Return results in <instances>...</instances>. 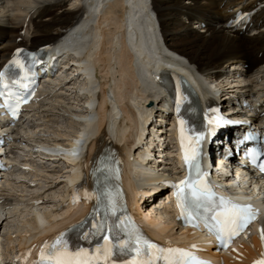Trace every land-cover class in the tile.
Here are the masks:
<instances>
[{
	"label": "bare ground",
	"instance_id": "obj_1",
	"mask_svg": "<svg viewBox=\"0 0 264 264\" xmlns=\"http://www.w3.org/2000/svg\"><path fill=\"white\" fill-rule=\"evenodd\" d=\"M97 2L0 0V69L18 51L38 50L52 45L75 25L82 23L69 33L72 41L77 43L76 49L81 51L82 59L71 55L60 57L54 67L58 72L71 76L74 83H82L83 78L77 76L74 64L86 59L82 66L86 72L89 68L94 69L92 86L95 94L92 101L97 105V109L89 113L85 107L89 95L75 96L73 101L76 104L70 105L57 95L44 94L37 104L25 109L18 121L0 125V175L6 177L0 182V227L6 222L7 228L0 247V264H39L45 245L89 214L91 206H87V202H92L89 196L74 203L70 197L73 195L71 187L83 177L71 167V161L76 157L71 156L74 150H65L66 160L44 154L43 158L52 164L40 166L34 157L43 159L42 154H37L34 147L42 142L55 146L64 144L77 135L85 120L93 116H96L97 122L89 125L93 149L87 155L86 183L89 184L93 152L100 153L105 145H111L118 150L125 167L129 205L148 225L154 227V230H148V234L162 242L167 241L175 248L195 251L197 256L211 258L210 264H256L264 257V240L261 239L264 218L234 248L222 255L216 243H207L201 234L184 230L181 222L172 215L173 196L161 182L176 181L182 175L181 169L173 166L177 165L176 160L170 159L174 155H169L172 136L176 132L167 127L174 122V115L165 111L166 93L159 89L160 78H152L150 85L143 79L144 63L138 59L134 43L127 37L126 23L128 16L132 15L128 0ZM138 2L141 14L144 13L142 19L151 21L162 60L175 65L189 82L195 81L199 87L200 97L197 99L200 106L201 100L213 96L210 86L212 82H217L225 93L220 97L221 105L231 106V109L223 111L227 115L234 112L230 117L232 121L255 124L260 120V115L264 113V104L259 105L264 99V0ZM238 17L242 19L240 24L235 23ZM193 22L200 24L201 32H197L198 27L193 28ZM83 39L86 40L82 42ZM159 71L154 72L158 74ZM252 108L258 112L256 119L253 118ZM203 113L206 117L207 113ZM142 116L146 121L153 116L157 119L151 122L153 131L147 136L150 146L147 145V138L145 141V135L138 137ZM211 128V143L215 151L224 147L222 143L227 142L226 138L230 139L227 143L233 145L236 134L242 131L229 126ZM155 130L158 132L155 133ZM163 140L165 143H162ZM153 142L157 144L153 153L157 148L161 151L163 146L165 163L157 165L152 162L149 153L141 155L140 160L133 155L134 152L140 154L145 144L150 151ZM10 148L25 152L23 159L15 151L10 152ZM236 164L243 171H249L239 162ZM13 167H18L24 174H31L35 179H51L46 182L48 188L43 194L38 193L40 188L35 179L26 182L20 177L14 178L17 176L15 170L5 171ZM224 179L234 180L229 176ZM46 191L58 192L55 199L60 197L59 201L48 204L54 202L47 199ZM153 200H160L162 205L152 203ZM166 204L169 207L162 209ZM50 208H57V211ZM25 212L32 215L26 219L23 216ZM145 212L148 214L145 215ZM15 217H21V220ZM10 219L17 225L12 226ZM177 226L180 228L178 232L175 231Z\"/></svg>",
	"mask_w": 264,
	"mask_h": 264
},
{
	"label": "snow or ice",
	"instance_id": "obj_2",
	"mask_svg": "<svg viewBox=\"0 0 264 264\" xmlns=\"http://www.w3.org/2000/svg\"><path fill=\"white\" fill-rule=\"evenodd\" d=\"M19 51L17 56H19ZM13 63L18 64V60H14ZM11 107V105H9ZM19 104L16 105L18 110ZM16 111H13L15 116ZM181 124V149L184 152V162L189 170V177L185 180H181L178 184L172 185L176 191V200L177 207L181 209V216L179 218L184 219L188 218L192 220L193 217L199 218V213L201 208L205 207V202L209 195L210 190L207 185L193 182L192 176L193 173H196L197 177L202 175L199 173V144L201 137H196L194 141H190L192 144L190 150L186 149L185 138L183 132V121H180ZM189 151L191 154H189ZM210 206V205H209ZM108 212L112 216L117 214V205L114 201L108 202ZM256 218V214L250 207L232 205L230 202L224 201L222 211L216 212L210 219L215 221V227L219 233H223L229 240L234 238L236 235L247 227ZM125 221L118 219L115 227L121 228L124 225ZM195 226V225H194ZM100 231L104 234L103 240L105 243H111L108 233L111 232L106 225L100 226ZM261 239L264 240V232H262ZM61 238H58L57 241L51 246L48 252V256L52 257L51 260L46 261L45 252L41 251V259L39 264H104L101 261L100 257H92L88 253L78 252L76 257H69L65 252H62L60 248H57L58 244H61ZM46 248L49 246L46 244ZM55 249V252L52 251ZM129 250V246L125 242H121L118 238L115 240L113 247L105 249L101 252V255H112L114 252H119L123 254L125 251ZM137 255H140L142 252L146 255H151L153 261L161 258L159 253L164 250L158 248L157 245L149 242L146 239H143L140 236H136L135 239V248L132 249ZM169 255L173 254V250H168ZM176 255L185 256L186 254L176 251ZM86 257L81 259L79 257ZM168 259V264H184V261L169 259L168 256L164 257ZM137 264H152V262L141 260ZM195 264H203V262L195 261ZM256 264H264V261H257Z\"/></svg>",
	"mask_w": 264,
	"mask_h": 264
},
{
	"label": "rangeland",
	"instance_id": "obj_3",
	"mask_svg": "<svg viewBox=\"0 0 264 264\" xmlns=\"http://www.w3.org/2000/svg\"><path fill=\"white\" fill-rule=\"evenodd\" d=\"M68 7H71V4L70 3H68ZM264 7V6H263ZM200 26V24L198 25L197 23H195V22H193V28L194 29H196V27H198V30H197V32L199 33V32H201V30H199V27ZM160 123V122H159ZM167 127V126H166ZM169 128V125H168V127H167V129ZM168 130H170V129H168ZM9 151L10 152H12V151H15V150H13V148H10L9 149ZM160 152V151H159ZM15 153H17L18 155H20V159H23L22 157H24V155H25V152H23V151H21V150H16L15 151ZM16 154V155H17ZM43 156L44 155H42L41 156V158H43ZM36 159V160H35ZM34 161L35 162H39L38 164H40V166H50V164H52L51 163V161H48L47 159H40V158H35L34 157ZM42 162V163H41ZM37 164V163H36ZM19 169L18 167H13V169H11V170H8L7 172L9 173L10 171H12V172H14V170H15V173L17 174V176H15L14 178H16V177H20V178H22L24 181H26V182H28V181H30V180H33V179H35L31 174H24V172L23 171H20V170H18V172H17V170ZM46 170H48L49 171V169H47L46 168ZM5 172H1V174H4ZM1 176H3L2 178H0V182H2V181H4V179L6 178L4 175H0V177ZM26 176V177H25ZM28 176V177H27ZM50 180L51 179H49V180H47V179H45V178H38V179H35L34 181H35V183L37 184V186L40 188V190H38V193H40V194H43V191L45 190V189H47L48 187L47 186H49L48 185V183H46V182H50ZM58 192H60L59 190H58ZM58 192H54V191H46V194H47V199H49L51 202H54V203H48V204H55V203H57L58 201H59V199H60V197L59 198H56L55 199V196L57 197V194L56 193H58ZM15 193V192H14ZM15 194H17V195H26V194H22V193H20V192H18V193H15ZM157 202V205L158 206H161L162 204H161V202H160V200L159 201H157V200H153V202L152 203H156ZM164 206V205H163ZM50 209H54V208H50ZM158 209V208H157ZM54 210H56L57 211V208H55ZM159 210V209H158ZM32 214H31V212H25L24 214H23V216L26 218V219H28L30 216H31ZM23 216H21V217H23ZM21 217H15L16 219H18V220H21ZM4 224L0 227V247H1V244H2V242H4V237L6 236V234H7V228H5L6 226V222H3ZM9 223H11L12 224V226H16L17 225V223H13V219H10L9 220ZM180 230V228H178V226L176 227V232H178Z\"/></svg>",
	"mask_w": 264,
	"mask_h": 264
}]
</instances>
